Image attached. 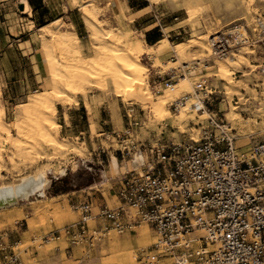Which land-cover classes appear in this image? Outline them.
I'll use <instances>...</instances> for the list:
<instances>
[{
    "label": "rangeland",
    "instance_id": "374dc122",
    "mask_svg": "<svg viewBox=\"0 0 264 264\" xmlns=\"http://www.w3.org/2000/svg\"><path fill=\"white\" fill-rule=\"evenodd\" d=\"M127 1L0 0V104L5 108L7 121H13L18 106L36 92H51L54 78L58 84H64L87 74L78 79V89L67 92L61 102L52 97L57 106V121L64 124L63 112L70 109L72 127L90 128L86 134L69 137L61 126L58 137L63 149L42 143L38 149L22 150L0 141V184L15 183L40 172L51 179L45 195L37 193L18 205L0 209V233L7 232L11 243L19 242L16 252L25 264H137L142 252L156 249L158 239L147 224L139 226L136 233L113 236L90 252L84 246L72 245L64 227L77 220L73 208L77 201L91 197L95 203H106L109 207L120 204L114 196L119 189V176L114 170L131 169L134 145L143 141L171 143L199 138L201 122L207 114L201 116L194 109L198 91L209 92L207 109L229 123L238 145L264 138V0H131L136 8ZM88 11H94L101 21L99 36L107 32L111 35L109 39L122 38L118 41L120 47L130 43L143 49L141 60L147 72L138 78L142 89L156 95L168 88H155L154 80L159 75L165 78L174 75V83L181 77L188 79L189 90H180L177 97L167 101L172 115L160 118L138 95H120L113 79L103 72L93 75L92 81L88 78L89 71L94 70L92 59L100 61L105 54H112L103 47L107 36L101 35L106 39L102 43L93 40L83 20ZM160 24L162 37L155 43L185 42L182 53L173 47L155 48L152 52L140 45L146 39L145 34ZM44 25L48 27L43 32L40 27ZM236 28L250 36L249 45L253 46L244 45L228 58L211 57L210 37ZM66 29L77 31L79 40L73 41V47L64 43L61 50L54 35ZM46 45L49 48L54 45L53 50L46 52ZM200 59L201 63H196ZM186 65L191 69L185 68ZM200 81L202 86L198 85ZM182 97L187 101L176 110L171 103ZM83 103L88 111L89 128L88 122L79 116L84 110ZM188 103L194 115L178 123L176 115ZM128 104H134L143 122L131 135L125 133ZM102 109H105L102 117L106 118L108 113L112 121L103 124V131H99L97 116ZM228 113L235 114L234 120ZM31 128L34 132L35 127ZM70 190L74 192L67 193ZM108 190L112 191L111 197L108 192L102 194ZM172 263L173 258L168 256H160L157 262Z\"/></svg>",
    "mask_w": 264,
    "mask_h": 264
},
{
    "label": "built area",
    "instance_id": "2783aa9c",
    "mask_svg": "<svg viewBox=\"0 0 264 264\" xmlns=\"http://www.w3.org/2000/svg\"><path fill=\"white\" fill-rule=\"evenodd\" d=\"M250 41L239 28L217 32L209 39L210 56L228 58ZM174 77L159 75L155 88L170 86ZM208 94L198 91L193 104L207 114L199 138L133 146L131 169L117 172L118 206L91 197L73 204L78 218L64 227L72 245L90 252L147 224L158 242L137 264H157L160 256L173 258L172 264H264V138L238 145L229 123L207 109ZM186 101L171 106L177 110ZM128 105L125 133L131 135L143 122L134 104ZM7 237L0 233V264H25L16 252L19 242Z\"/></svg>",
    "mask_w": 264,
    "mask_h": 264
},
{
    "label": "bare ground",
    "instance_id": "6f19581e",
    "mask_svg": "<svg viewBox=\"0 0 264 264\" xmlns=\"http://www.w3.org/2000/svg\"><path fill=\"white\" fill-rule=\"evenodd\" d=\"M83 20L88 25L94 41L102 43L101 41L104 40V37L107 36V38H111V35L109 36L108 33L105 32V29L102 30L105 33L101 32L102 34H100L99 36V32L103 26L102 24H100L101 21H99V18H96V13L94 11H88L87 13H85L83 15ZM47 27L48 25L41 26L40 30L44 32ZM120 31L123 35L124 31ZM101 35H104L103 38H101ZM54 36L57 37V45L61 50L64 47V43L73 44V47L75 46V43H73V41L75 42L76 40H79L77 31L67 29L56 32ZM108 39H105L106 42L103 47L111 51L112 54H105V56H102L100 61H97V58H91V62V60L89 59L88 62H91L93 64L91 66L92 68H94V70L89 71V69H92L90 65L89 69L88 67H84L85 70L87 68L86 71L90 72V77L88 78L92 81L93 75H98L103 72L102 74H105L107 75V77L109 76L113 79L115 87L118 89L120 95L126 93L128 95H138L143 103H145L146 106L148 103V106L151 107V111L155 112L160 118L172 115L170 109L167 107V101L169 102L170 99L177 97L180 90H189L190 84H188V79L185 77H181V79L176 83H173L168 88H164L163 92L161 91V93L154 95L153 92L142 89L143 87H140L141 85L138 81L139 76H141L144 72H147V66L141 60L143 49L140 46L135 47L130 43L127 45V47H120L118 41L119 39H122L121 37H118L116 39L112 38L113 40ZM164 41L165 45L162 46V43ZM184 44L185 42H179L175 45H172L168 40H160L157 43L150 44L147 41L143 40L142 44L140 45H142L143 47H148L147 49L152 50V52L155 48L164 50L166 48L173 47L177 49L178 52L182 53L184 51L182 49ZM53 46H50L51 50H53ZM72 47L69 46L70 49ZM50 48L48 45H46L45 51L49 52ZM208 50L210 51V48ZM117 70H119L118 73ZM223 70L228 71L226 67H223ZM75 73L73 74L75 75ZM84 74H82L83 76H81L84 77ZM70 77L72 78V75H70ZM81 78L78 77V79ZM78 79H75L74 77V79L72 78V80L66 83H64L63 81L62 83L64 84H58L56 81L57 79L54 78V91H42L33 94L27 102L18 106V110L15 114V119H12L13 121L11 122L7 121L5 108L0 104V141L1 139L5 140L10 144L12 148H18L22 150L26 147L31 151L38 149L40 148L42 143H45V145H47V143L52 144L58 149L59 147L63 149L64 145L61 143L58 137V131L61 127V124L56 119L57 106L54 102V99L59 103L58 100L64 97L67 92H70L74 89L76 91L78 89L77 87H79ZM0 94H2L1 90ZM52 97L55 98L53 99ZM228 114L231 117V121L234 120L232 117L235 114ZM193 115L194 114H192V108L188 103L182 107L180 112L176 115V118L178 123H183L188 119V117H191ZM31 127H35V130L33 129L34 132H32ZM13 128L16 130V132H13ZM114 171L118 172L119 168ZM50 184L51 179L45 172L29 174L15 183L13 182L0 184V209L18 205L21 203V201L29 200L31 195L37 193H39L40 195H45V190L46 188L50 187ZM125 259H127V256H125Z\"/></svg>",
    "mask_w": 264,
    "mask_h": 264
},
{
    "label": "crops",
    "instance_id": "0c3cea01",
    "mask_svg": "<svg viewBox=\"0 0 264 264\" xmlns=\"http://www.w3.org/2000/svg\"><path fill=\"white\" fill-rule=\"evenodd\" d=\"M127 4L130 6H132V8H136V5L131 1V0H128L127 1ZM145 37H146V34H145ZM147 41V39H145ZM148 42V41H147ZM149 43V42H148ZM83 107V111L81 112L82 114H80V118L84 119V121H86V123L88 122V128L89 126L91 125L90 122H89V116H88V111H87V107H86V104L83 103L82 105ZM79 110V108H76V110ZM103 110L105 109H102L100 110L98 116H97V121H98V130L99 131H103L104 127L102 126L103 124H106L108 121H112V118L111 119H108V113L106 114V118H103L102 117V113ZM74 114H76V112H73ZM63 118H64V124H61L62 126V131H64L69 137H71V135H75V136H79L83 133H87L88 130H90V128L87 130V129H78L77 128V125H75L74 127H72V124H73V116H72V111L70 109H68L67 111L63 112ZM110 116V115H109ZM112 117V116H111ZM67 121H68V124H67ZM76 128V129H75ZM110 128V127H109ZM71 192H74L73 190H70V192L68 191L67 193H71ZM107 192L109 193L108 195L111 197L113 194L111 193L112 191L108 190L104 193H102L104 196L105 194H107ZM114 196L118 198V192L117 193H114ZM104 201L106 202V200L104 199Z\"/></svg>",
    "mask_w": 264,
    "mask_h": 264
},
{
    "label": "trees",
    "instance_id": "16d2710c",
    "mask_svg": "<svg viewBox=\"0 0 264 264\" xmlns=\"http://www.w3.org/2000/svg\"><path fill=\"white\" fill-rule=\"evenodd\" d=\"M150 32L146 33V39L150 44L155 43L162 37V32L158 27L151 29Z\"/></svg>",
    "mask_w": 264,
    "mask_h": 264
}]
</instances>
